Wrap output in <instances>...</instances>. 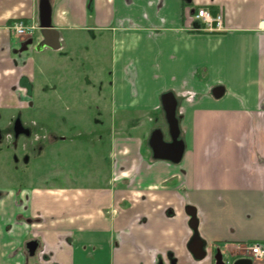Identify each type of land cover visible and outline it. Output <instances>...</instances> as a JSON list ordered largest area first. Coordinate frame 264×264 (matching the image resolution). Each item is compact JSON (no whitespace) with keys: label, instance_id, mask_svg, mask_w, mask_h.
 Returning <instances> with one entry per match:
<instances>
[{"label":"crops","instance_id":"crops-1","mask_svg":"<svg viewBox=\"0 0 264 264\" xmlns=\"http://www.w3.org/2000/svg\"><path fill=\"white\" fill-rule=\"evenodd\" d=\"M51 5L57 50L39 49L40 30L22 38L11 29L18 19L40 24V0H0V111H87L93 96L113 128L127 129L111 134L101 184L4 191L0 264H36L23 249L32 234L48 249L45 264H217L218 252L225 264H264L247 249L264 242V0ZM199 9L222 12L224 31H202ZM32 91L46 102L32 93L30 103ZM168 93L184 144L179 163L156 158L150 145L153 130L169 127ZM192 211L202 260L190 250Z\"/></svg>","mask_w":264,"mask_h":264},{"label":"rangeland","instance_id":"rangeland-1","mask_svg":"<svg viewBox=\"0 0 264 264\" xmlns=\"http://www.w3.org/2000/svg\"><path fill=\"white\" fill-rule=\"evenodd\" d=\"M93 47L91 45V52ZM85 69L84 73L94 79L91 68ZM30 85L33 88L31 82ZM32 93L46 102V95L32 91L24 96L30 103H33ZM91 99L93 96L88 97L87 111H74L78 106L58 112L40 111L30 106L18 111H0V192L34 191L48 184L96 185V179L101 184L110 176L111 134L123 133L127 128L122 126L120 131L113 128L108 113L98 112ZM16 118L21 119L31 135L20 138L19 145L13 148L9 136ZM149 124L140 127L137 134L148 131ZM47 135V140L36 144V137ZM23 145L28 146V150H24ZM15 235L20 239L19 231Z\"/></svg>","mask_w":264,"mask_h":264},{"label":"water","instance_id":"water-1","mask_svg":"<svg viewBox=\"0 0 264 264\" xmlns=\"http://www.w3.org/2000/svg\"><path fill=\"white\" fill-rule=\"evenodd\" d=\"M40 31L44 38V42L41 45V49L46 47L53 50H57L60 48L59 32L52 26V6L50 0L40 1ZM31 42L32 41H29L28 43ZM214 94L218 98L220 96H223L224 91L222 89H216L214 91ZM162 104L166 113L172 142L167 143L164 140L163 131L161 129H157L152 134L150 145L155 153L156 158L167 159L174 163H179L183 158L184 144L183 141H179L180 127L179 121L176 117L177 101L172 93H168L162 96ZM15 132L17 137L21 134H30L29 130L24 129L21 120L16 121ZM190 215L192 218L190 224L192 229L195 231V237L191 243L190 250L195 259L202 260L206 256V252L204 250V243L196 233L197 220L195 212H190ZM27 247L29 249L30 257H34L38 249V242H29L27 244ZM215 260L217 264H225L221 252L217 253V255L215 256Z\"/></svg>","mask_w":264,"mask_h":264},{"label":"built area","instance_id":"built-area-1","mask_svg":"<svg viewBox=\"0 0 264 264\" xmlns=\"http://www.w3.org/2000/svg\"><path fill=\"white\" fill-rule=\"evenodd\" d=\"M195 18L203 24L202 31L210 33L224 31V16L222 12L214 15L208 9H199L195 13ZM11 29L17 36H24L31 30L22 19L16 20L12 24ZM247 249L254 261H264V242L249 244Z\"/></svg>","mask_w":264,"mask_h":264},{"label":"flooded vegetation","instance_id":"flooded-vegetation-1","mask_svg":"<svg viewBox=\"0 0 264 264\" xmlns=\"http://www.w3.org/2000/svg\"><path fill=\"white\" fill-rule=\"evenodd\" d=\"M41 1V0H40ZM50 2H51V0H50ZM52 6V5H51ZM20 20V19H19ZM22 20H24L25 22H26V25L31 29L26 35H24V36H19V37H22V38H24V37H26V36H28L29 34H32L33 33V31H36V30H40V24H36V23H34V22H32V23H29V22H27L25 19H22ZM42 45V44H41ZM41 45H40V47H39V49L41 48ZM46 48V47H45ZM45 48H43V49H45ZM17 120H21V119H18V118H16V121ZM16 121H14V124H13V131H12V135H10L9 136V138L11 139V144L13 145V148L14 147H17V145H19V140H20V138H22V137H29L30 135H31V132H30V134L29 135H25V134H21V135H19L18 137L16 136V132H15V123H16ZM22 122V121H21ZM23 124V127H24V129H26V130H29L28 129V127L24 124V123H22ZM157 129H160V128H156L155 130H157ZM155 130H153V132L155 131ZM30 131V130H29ZM162 131H163V134H164V140L166 139L167 141H169V142H167V143H171L172 142V138H171V135H170V129H169V127H167L166 128V130H164V129H162ZM153 132L151 133V136H150V141H151V137H152V134H153ZM1 135V134H0ZM47 140L48 139V135H47V137L46 136H43V137H41V136H39V137H36V144H39L40 145V143H41V141H43V140ZM18 142V143H17ZM17 143V144H16ZM27 148H29L28 146H26V145H23V149L24 150H28ZM38 149H39V147H38ZM3 197H5V194H4V191L3 192H0V199H2ZM26 222L28 223V224H31V222H32V219H27L26 220ZM32 241H37L38 242V249H37V251H36V255L34 256V257H30V255H29V249H28V247H27V244L29 243V242H32ZM23 249L25 250V252H26V256H27V259L28 260H36L37 261V263L36 264H45V262L47 261V259H46V256H48L47 254V252H48V249H47V247L44 245V244H42L41 243V240L40 239H38L37 237H35L33 234L30 236V238L27 240V242L25 243V245H24V247H23ZM47 253V254H46ZM222 254V253H221ZM223 255V254H222ZM48 258V257H47ZM223 260H224V257H223Z\"/></svg>","mask_w":264,"mask_h":264}]
</instances>
